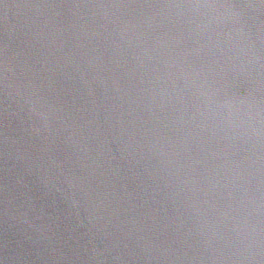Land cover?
<instances>
[{
  "label": "water",
  "instance_id": "95a60500",
  "mask_svg": "<svg viewBox=\"0 0 264 264\" xmlns=\"http://www.w3.org/2000/svg\"><path fill=\"white\" fill-rule=\"evenodd\" d=\"M0 264H229L159 0H0Z\"/></svg>",
  "mask_w": 264,
  "mask_h": 264
}]
</instances>
